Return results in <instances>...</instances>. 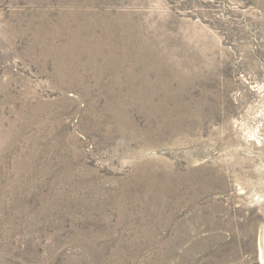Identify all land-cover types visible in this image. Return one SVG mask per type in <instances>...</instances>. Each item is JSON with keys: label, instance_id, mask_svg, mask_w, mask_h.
I'll return each instance as SVG.
<instances>
[{"label": "rangeland", "instance_id": "rangeland-1", "mask_svg": "<svg viewBox=\"0 0 264 264\" xmlns=\"http://www.w3.org/2000/svg\"><path fill=\"white\" fill-rule=\"evenodd\" d=\"M101 1L77 6L72 17V0H0V264H263L264 0ZM96 9L140 17L188 62L186 87L173 84L161 97L179 109L198 106L201 124L148 156L188 174L218 160L221 172L202 169L177 196L152 197L156 203L146 204L149 193L136 182L120 191L131 181L135 144L125 148L121 135L86 123L82 82L55 87L61 81L51 62L38 58L47 45L32 48L41 25L56 43L75 40L63 25L105 40L93 30L104 19ZM72 47L80 43L51 54L74 73L81 50ZM27 98L32 110L23 118ZM136 112L135 122L145 125ZM50 113L52 121L39 126ZM187 123L193 117L180 124ZM70 135L77 149L63 145ZM193 181L196 193L187 189Z\"/></svg>", "mask_w": 264, "mask_h": 264}, {"label": "bare ground", "instance_id": "bare-ground-1", "mask_svg": "<svg viewBox=\"0 0 264 264\" xmlns=\"http://www.w3.org/2000/svg\"><path fill=\"white\" fill-rule=\"evenodd\" d=\"M103 1L105 2V0ZM82 2V0H72L70 2L71 9L67 10L70 16L74 17V15H77L78 9L82 11L81 7L95 6L96 3L102 1L86 0ZM77 6L78 9H76ZM95 15L104 19H95L93 30L97 33L95 29L99 28L105 40L92 31L83 33L79 26L76 29L75 26L67 27V25H63L58 29L70 30L75 40L66 37V40L61 38L62 40H59L60 43H56L55 39L57 37L55 35L48 37L47 32H43L45 28L41 25L35 29V45L32 48L38 53L37 46L43 47L45 44L47 45L41 55L38 53V58L51 62V67H53L52 77L56 78L57 81H61L55 83V87L58 88L59 84L63 85L70 82L77 85L73 86L77 89L78 82L70 79H78L82 82V88L77 89V91L80 92V95L88 97V105L85 111L86 123H89L95 130H100L105 135H114L115 133L121 135L125 148L127 145L135 144L134 150H132L135 160H133L134 169L130 173L129 178L131 181L122 183L120 191H128L136 182L137 187L143 188L147 194L149 193L147 197L150 199L152 197H162L164 193H174V196H177L182 184L191 182L194 179L192 175L200 172V170L209 168V174L214 171L216 174L221 172L222 168L218 160H214L213 164L209 163L205 167H200V170L190 171L191 173L188 174L179 173L170 164L171 162L168 163L163 156H148V153L157 147L167 146L168 148L171 143H178L176 137L178 135L187 138L192 130L201 124L200 117L198 118V106L196 108H184L187 105H183V108L179 109V106L170 105L168 100L161 97L163 96L162 90L171 91L174 88L173 84L179 87H186L185 85L189 83L188 62L185 60L186 57L182 56L179 47L168 48V37L144 28L143 23L138 19L140 17L136 18L131 13L112 12L110 9H96ZM132 17H135V20ZM58 19L65 20L63 18ZM80 34L84 35V37ZM48 38L53 40L49 41ZM72 42L80 43L79 49L72 47V51L81 50V54H77L75 57L77 59L75 64L78 69L74 73L68 71L67 67L71 64L65 65L58 59L57 55L51 54L56 46H69ZM148 50L152 52V55L148 54ZM80 71L81 73L79 74ZM88 80H92L93 83L91 82L90 85ZM4 86L5 84H0V88L3 90ZM94 89L98 91L97 96L91 94ZM102 96L103 98H101ZM28 98L24 100L19 108L20 116L24 112L31 114L30 110L32 109L28 105L30 103H25L29 100ZM20 99H24V94H20ZM101 99H104V105L99 107ZM39 105L37 109L41 110ZM163 109L166 112L169 110L167 116L165 114L161 115ZM136 111L142 114V117L146 120L145 125L135 122L133 114ZM39 116L35 118H39ZM189 117H193L195 123L180 124ZM46 118H53L52 113L48 117L44 116L39 119ZM44 121L52 120H43L39 126L44 127L46 123ZM63 138H65L63 145L77 149L74 146L77 145L75 136L70 135L67 138ZM72 151L74 150L72 149ZM81 176L83 178L82 172ZM188 185L187 189L196 193L198 182L193 181V183ZM145 200H147L146 204L157 202L154 199L149 200L146 198ZM262 239L263 246L258 257L264 264V234Z\"/></svg>", "mask_w": 264, "mask_h": 264}]
</instances>
